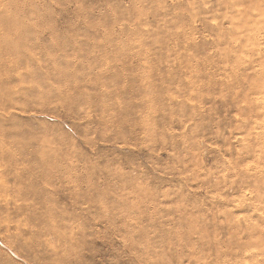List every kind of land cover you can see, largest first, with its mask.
Wrapping results in <instances>:
<instances>
[{
    "label": "rangeland",
    "instance_id": "obj_1",
    "mask_svg": "<svg viewBox=\"0 0 264 264\" xmlns=\"http://www.w3.org/2000/svg\"><path fill=\"white\" fill-rule=\"evenodd\" d=\"M0 113V264H264V0H0Z\"/></svg>",
    "mask_w": 264,
    "mask_h": 264
},
{
    "label": "bare ground",
    "instance_id": "obj_2",
    "mask_svg": "<svg viewBox=\"0 0 264 264\" xmlns=\"http://www.w3.org/2000/svg\"><path fill=\"white\" fill-rule=\"evenodd\" d=\"M3 105H4V104H3ZM1 107H2V106H1ZM3 108H4V107H3ZM7 110H8V109H7ZM4 111H5V109H4ZM8 111H9V110H8ZM1 112H3V111L1 110ZM5 113H7V111L4 112V114H5ZM0 114L2 115L3 113H0ZM7 114H8V113H7ZM7 114H6V115H7ZM2 116H3V115H2ZM7 168H8V167H7ZM14 194H15V193H14Z\"/></svg>",
    "mask_w": 264,
    "mask_h": 264
}]
</instances>
